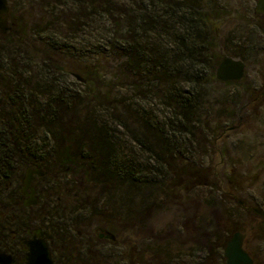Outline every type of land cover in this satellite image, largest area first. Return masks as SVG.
Masks as SVG:
<instances>
[{
  "label": "rangeland",
  "instance_id": "rangeland-1",
  "mask_svg": "<svg viewBox=\"0 0 264 264\" xmlns=\"http://www.w3.org/2000/svg\"><path fill=\"white\" fill-rule=\"evenodd\" d=\"M7 1L9 26H14L0 39V91L19 81L12 74L22 75L23 103L40 119L50 94L77 101L69 111H61L66 121L76 122L90 114L86 78L97 72L105 86H115L117 101L164 131L146 133L124 118L122 110L111 116L112 110L93 106L98 121H109L114 152L120 162L132 166L134 181L107 187L87 181L86 188L93 189L90 198L62 199L76 225L73 231L67 229L72 262L225 264L227 244L240 232L246 252L255 264H264L262 219L253 212L256 207L264 211V17L255 12L258 0H196L216 25L212 35L221 57L216 68L224 57H232L246 64V76L239 83L204 76L202 122L192 134L179 135L165 130L169 110L162 99L144 98L142 90L129 86L130 79L128 86L114 82L113 76L121 77L127 63L122 55L126 17L149 0ZM141 83L147 92L158 87L157 82ZM48 127L54 132L38 126L23 148L43 163L48 178H55L52 195L70 191L73 197L82 186L75 184L70 157L62 150L68 142L58 139L57 127ZM179 181L190 188L187 193L176 187ZM107 230L115 235L114 242L99 239Z\"/></svg>",
  "mask_w": 264,
  "mask_h": 264
},
{
  "label": "trees",
  "instance_id": "trees-1",
  "mask_svg": "<svg viewBox=\"0 0 264 264\" xmlns=\"http://www.w3.org/2000/svg\"><path fill=\"white\" fill-rule=\"evenodd\" d=\"M133 14L126 17L128 33L122 55L127 63L121 77L113 76L114 82L128 86L127 80L130 79L132 81L129 86L134 91L142 90L140 92H144V98L152 95L156 99H162L169 110L168 121L165 123L166 132L176 135L192 134L197 123L202 122L199 111L204 103V89L201 88L204 76L217 81L216 67L221 59L215 52L217 46L212 33L216 25L212 14L205 11L201 4H196V0H149L148 4L144 3ZM167 42L172 51L166 49ZM205 70L208 71L207 74H204ZM12 76L19 81L5 85L3 91H0V166L15 165V169H12L14 172L23 170L24 166L34 165L41 167L46 174L43 163L37 162L36 155L23 148V144L29 141L30 134L35 135L38 126L47 127V132H52L53 129L48 126L54 125L60 132L58 139L68 142L62 150L70 157L75 184L82 186V191H75L73 198H90L89 191L93 192V189L86 188L87 181L96 184L95 187H107L112 182L117 185L134 181L132 166L120 162L119 154L114 152L109 121L96 119L94 105L95 109L101 107L112 110L111 116L122 110L126 113L124 118L134 124L137 122L146 133L157 135L164 132L155 123L138 118L132 107L125 102L117 101L113 96L115 86H105L104 76L97 72L86 78L90 87V114L76 122L66 121L61 112L69 111L74 107L72 103H77L72 96L53 97L49 94L50 104L46 106L45 116L40 119L29 103H23L27 98L22 92V75ZM145 81L157 82L158 87L148 92L143 91L141 82ZM7 101L11 103H3ZM48 117L53 118L52 123L45 122ZM120 124L127 127L122 122ZM162 144V148H167L165 143ZM69 149L73 152L69 153ZM178 183V189L181 188L185 193L190 190L181 181ZM66 196H72L70 191Z\"/></svg>",
  "mask_w": 264,
  "mask_h": 264
},
{
  "label": "flooded vegetation",
  "instance_id": "flooded-vegetation-1",
  "mask_svg": "<svg viewBox=\"0 0 264 264\" xmlns=\"http://www.w3.org/2000/svg\"><path fill=\"white\" fill-rule=\"evenodd\" d=\"M13 26H10L11 30ZM2 37L5 36L1 35L0 39ZM260 96L264 101V91ZM12 169L15 165L0 166V264H30L32 251L43 247L49 250L53 264H80L73 263L69 254L71 241L67 229L73 231L76 225L67 214L73 212L68 213L67 207L61 205L62 199L70 202L71 198H76L52 195L55 178H48L49 173L45 174L41 167L29 165L14 172ZM27 169L39 170L41 174L34 173L28 187L23 183ZM112 235L115 236L108 230L101 231L99 239L114 242ZM88 261L85 260L86 264H89Z\"/></svg>",
  "mask_w": 264,
  "mask_h": 264
},
{
  "label": "water",
  "instance_id": "water-1",
  "mask_svg": "<svg viewBox=\"0 0 264 264\" xmlns=\"http://www.w3.org/2000/svg\"><path fill=\"white\" fill-rule=\"evenodd\" d=\"M255 12L264 15V0H258ZM10 7L7 0H0V36L10 32L9 26ZM245 76V65L241 60L231 57H224L216 70V79L222 83L240 81ZM79 80H82L77 76ZM40 174L39 170L27 169L23 183L26 187L30 186L33 174ZM254 214L262 219L264 229V211L258 207L254 208ZM115 240V236H111ZM245 236L238 232L233 235L225 249V264H255L254 260L244 249ZM30 264H53L49 250L46 247L32 251Z\"/></svg>",
  "mask_w": 264,
  "mask_h": 264
}]
</instances>
